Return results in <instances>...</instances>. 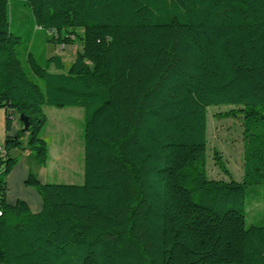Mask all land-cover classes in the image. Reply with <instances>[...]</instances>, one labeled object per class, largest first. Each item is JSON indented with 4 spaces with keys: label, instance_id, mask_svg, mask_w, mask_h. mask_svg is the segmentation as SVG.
<instances>
[{
    "label": "trees",
    "instance_id": "16d2710c",
    "mask_svg": "<svg viewBox=\"0 0 264 264\" xmlns=\"http://www.w3.org/2000/svg\"><path fill=\"white\" fill-rule=\"evenodd\" d=\"M12 2L43 44H80L67 65L39 64L30 36L19 59ZM46 106L83 109V182L28 174L32 213L6 202L9 152L26 137L46 166ZM211 106L240 118L239 182L207 176ZM0 110V264H264V220L245 209L264 186V0H0ZM15 114L27 128L9 135Z\"/></svg>",
    "mask_w": 264,
    "mask_h": 264
},
{
    "label": "rangeland",
    "instance_id": "374dc122",
    "mask_svg": "<svg viewBox=\"0 0 264 264\" xmlns=\"http://www.w3.org/2000/svg\"><path fill=\"white\" fill-rule=\"evenodd\" d=\"M30 19L27 9L13 4L10 30L22 41L18 48L19 59L24 61L25 47L30 36L33 42L30 52L39 64H42L44 58L60 55L67 65L75 53L80 50V44L76 42L72 46L62 48L45 45L42 40L43 33L33 27ZM231 109L226 106H211L207 109L205 168L207 176L211 179L227 181L228 178H232L239 182L242 176V125L240 118L216 116ZM43 111L49 119V128H44L41 135L51 146V183L81 184L83 182V109L46 106ZM214 150L220 154L229 175L221 172L214 164ZM29 174L35 176L33 172ZM254 194L264 195V186L247 191L245 197L246 226L264 220V208L257 207ZM257 210L260 212V217L256 215Z\"/></svg>",
    "mask_w": 264,
    "mask_h": 264
},
{
    "label": "crops",
    "instance_id": "0c3cea01",
    "mask_svg": "<svg viewBox=\"0 0 264 264\" xmlns=\"http://www.w3.org/2000/svg\"><path fill=\"white\" fill-rule=\"evenodd\" d=\"M58 48V47H57ZM51 113V110H50ZM46 116V115H45ZM47 118V124L45 128H49V119ZM22 128V124L18 120V115L13 116L11 122L9 135H15ZM4 130V111L0 110V146L5 137ZM23 150H13L9 152L11 157L18 158V162L12 168L11 172L6 177L7 196L6 202L8 204H14L17 200L24 201L29 210L32 213H38L41 210V198L30 187L25 186L24 181L30 172H33L37 180L42 183H51V161H50V148L48 144V160L45 167H40L32 158L31 153L26 149V137L22 139ZM256 205L264 207V195L254 194ZM256 215L260 217V212L257 210ZM253 220V219H252Z\"/></svg>",
    "mask_w": 264,
    "mask_h": 264
},
{
    "label": "water",
    "instance_id": "95a60500",
    "mask_svg": "<svg viewBox=\"0 0 264 264\" xmlns=\"http://www.w3.org/2000/svg\"><path fill=\"white\" fill-rule=\"evenodd\" d=\"M18 120L22 124V128H27L26 118L23 115H18Z\"/></svg>",
    "mask_w": 264,
    "mask_h": 264
},
{
    "label": "built area",
    "instance_id": "2783aa9c",
    "mask_svg": "<svg viewBox=\"0 0 264 264\" xmlns=\"http://www.w3.org/2000/svg\"><path fill=\"white\" fill-rule=\"evenodd\" d=\"M62 48V47H61ZM0 152H2V149H1V147H0Z\"/></svg>",
    "mask_w": 264,
    "mask_h": 264
}]
</instances>
